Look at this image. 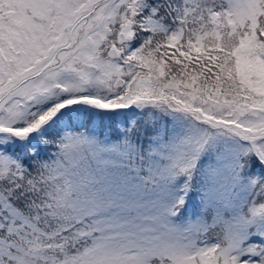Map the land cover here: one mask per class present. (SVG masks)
<instances>
[{"label": "snow or ice", "instance_id": "1", "mask_svg": "<svg viewBox=\"0 0 264 264\" xmlns=\"http://www.w3.org/2000/svg\"><path fill=\"white\" fill-rule=\"evenodd\" d=\"M0 264H264V0H0Z\"/></svg>", "mask_w": 264, "mask_h": 264}]
</instances>
